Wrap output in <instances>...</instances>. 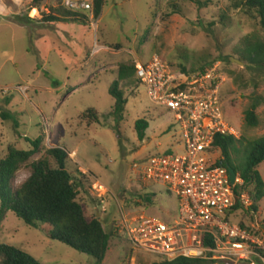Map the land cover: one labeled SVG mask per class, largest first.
<instances>
[{
	"label": "rangeland",
	"instance_id": "1",
	"mask_svg": "<svg viewBox=\"0 0 264 264\" xmlns=\"http://www.w3.org/2000/svg\"><path fill=\"white\" fill-rule=\"evenodd\" d=\"M64 2L0 0V161L13 149L31 150L29 140L43 139L38 153L15 176L13 185L19 188L30 177L31 164L44 159L48 149L60 147L75 155L68 170L81 184L79 202L86 217H100L114 235L102 264H150L156 257L134 248L119 229L122 213L144 212L170 223L178 215L179 202L165 184L143 183L134 165L142 167L155 155L182 154L184 148L173 113L155 106L137 77L121 83L128 98L123 119L111 115L109 90L118 80L119 67L148 63L155 55L188 74L218 65L228 76L225 117L241 138L253 140L264 137V71L231 58L239 60L246 36L263 38L264 33L257 21L234 9L231 0H106L98 19L87 12V26L41 22L52 9L65 7ZM259 99L260 124L250 128L244 112ZM90 109L99 120L85 117ZM141 119L149 123L143 141L135 130ZM258 170L264 180V163ZM97 183L105 190H95ZM141 195H149L153 205L144 203ZM259 217L264 219V198ZM242 221L238 214L235 222ZM51 229L45 224L29 227L8 211L0 242L42 264H97L50 239Z\"/></svg>",
	"mask_w": 264,
	"mask_h": 264
},
{
	"label": "built area",
	"instance_id": "2",
	"mask_svg": "<svg viewBox=\"0 0 264 264\" xmlns=\"http://www.w3.org/2000/svg\"><path fill=\"white\" fill-rule=\"evenodd\" d=\"M73 11H92V0H65ZM136 77L147 87L151 102L173 113L181 130L184 153L155 155L134 168L142 182L163 183L179 202L170 223L142 213H122L119 229L134 248L174 261L198 259L209 264H264V219L259 211L242 227L235 218L254 204L240 174L232 183L218 137L241 135L225 117L221 94L227 74L215 65L205 73L173 70L157 55L136 64ZM140 169V170H139ZM105 188L97 183L94 188ZM106 194V191H105ZM104 195H98L102 198Z\"/></svg>",
	"mask_w": 264,
	"mask_h": 264
},
{
	"label": "trees",
	"instance_id": "3",
	"mask_svg": "<svg viewBox=\"0 0 264 264\" xmlns=\"http://www.w3.org/2000/svg\"><path fill=\"white\" fill-rule=\"evenodd\" d=\"M42 1L34 0L35 3ZM231 2L234 9L243 10L244 13L257 21L264 33V0H231ZM105 5L106 0H92L94 19L101 16ZM174 7L177 8L176 5ZM27 21L35 22L36 19L27 17ZM41 22L87 26L89 15L87 12L73 11L65 6L52 9L50 13L43 15ZM238 55L239 60L249 67L264 71V36L263 38L246 36L242 40ZM200 69L201 73L208 70L205 65ZM182 70L186 72L185 69ZM134 77H136V64H122L118 70V80L110 87L109 94L114 100L111 115L117 120L123 119L128 105V98L121 88V83H129ZM136 81L140 86V81L137 79ZM221 97L223 101V92ZM260 106L261 99L253 101L245 110V123L248 127L257 128L259 126L258 109ZM96 112L94 109H90L85 117L99 120ZM2 117H6L5 113L2 114ZM228 121L231 123L230 120ZM148 129L147 120L141 119L136 122L135 130L140 141L145 139ZM42 141L41 137L35 141L29 140L32 146L31 150L13 149L0 161V226L8 211H12L29 227L38 228L40 224L51 227L50 239L94 258L97 264H102L109 252L111 238L114 235L106 231L100 217L95 216L91 220L86 217L85 208L79 202L81 184L68 170L71 157L66 150L60 147L48 149L44 159L31 164L30 177L19 188H15L13 185L16 174L38 153ZM215 145L220 147L225 158L223 165L231 166L240 174L244 181L241 191H247L254 202L248 210H245L238 202L235 210H242L243 221L252 218V211H259V203L264 198V180L258 170L264 163V137L253 140H247L244 137L240 139L218 137ZM52 161H54L53 165ZM82 176L85 177V174ZM140 198L144 203L153 205L149 195H141ZM133 204L136 205L135 202ZM243 221L239 224L246 227ZM0 264L42 263L20 248L0 242ZM150 264L209 263L184 257L174 261L156 257V261Z\"/></svg>",
	"mask_w": 264,
	"mask_h": 264
},
{
	"label": "water",
	"instance_id": "4",
	"mask_svg": "<svg viewBox=\"0 0 264 264\" xmlns=\"http://www.w3.org/2000/svg\"><path fill=\"white\" fill-rule=\"evenodd\" d=\"M231 61L236 62V63H238V64H240V65H243V63H242L241 61L236 60V59H234V58H231ZM228 169H229V174H230L231 181H232V183H234L235 180H236V177H237V172H236V170H235L234 168H232L231 166H228Z\"/></svg>",
	"mask_w": 264,
	"mask_h": 264
},
{
	"label": "crops",
	"instance_id": "5",
	"mask_svg": "<svg viewBox=\"0 0 264 264\" xmlns=\"http://www.w3.org/2000/svg\"><path fill=\"white\" fill-rule=\"evenodd\" d=\"M70 156H71V155H70ZM74 156H75V155L71 156V159H73Z\"/></svg>",
	"mask_w": 264,
	"mask_h": 264
}]
</instances>
